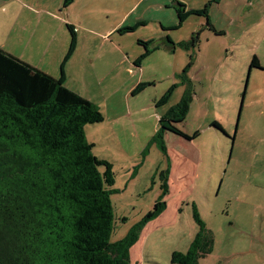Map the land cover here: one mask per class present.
I'll return each instance as SVG.
<instances>
[{"label": "rangeland", "instance_id": "obj_1", "mask_svg": "<svg viewBox=\"0 0 264 264\" xmlns=\"http://www.w3.org/2000/svg\"><path fill=\"white\" fill-rule=\"evenodd\" d=\"M13 1L29 14H32L29 6L34 11L44 9L54 12L55 18L40 13L45 21L41 27L56 32L57 40H62L63 44L68 42L66 52L70 44L66 27V23H71L68 10L73 17L78 9L87 7L92 1L99 4L94 9L99 13L94 22L79 20L75 23L74 19L76 54L74 50L68 60L74 59L70 70L76 79L73 86L99 104L106 95L108 111L127 116L122 121V140L113 137L115 143L108 135L111 121L109 118L105 120L107 115L103 107L100 111L104 120L87 124L85 131L87 140L94 144L93 153L97 157H106L114 172L115 180L109 187L115 218L111 242L123 238L130 227L152 208L162 183L158 172L170 171L171 168L174 171L176 179L172 178L170 189L167 185L164 200L167 204L179 195L183 198L174 210L168 205V210L164 212L165 224L160 223L157 217L146 223L130 251L131 264H178L171 262V253L185 252L199 230L193 219L192 205L205 224V239L208 242L207 254L198 258V264H264V240L261 242L258 239L260 228L264 235V190L255 185L248 200L235 187L247 172V164L243 162L253 161L255 166L264 163L263 117L259 114L264 112V0H253L254 4L251 5H248V0H224L220 8L216 4L221 0L211 2L207 13L208 24L205 17L190 15L181 27L171 30L170 34L175 39H186L192 33H197L198 43L190 50L192 57L182 47L175 49V54L152 51L141 60V65L136 66L133 61L128 66L122 63L113 72V80H104L103 70L104 67H111L112 60L118 59L114 45L124 47V59H131L132 50H141L138 56L144 51L138 40L156 37L159 32L153 23L144 27L139 24L127 33L118 32L119 27L127 25L120 26L115 22L118 17L122 18L128 7L126 2L131 4L134 0H73L67 7L63 6V0ZM189 1L202 8L209 0ZM235 1H240L238 9ZM177 7L176 3V6L165 10L174 15L178 23ZM244 12L245 20L242 18ZM260 16L262 19L258 20ZM30 18L36 19L33 16ZM131 20L132 16L127 23ZM8 25L0 18V29L4 28V35H7L5 30ZM87 26L97 33L115 26L112 30L115 33L111 38L108 33L101 38L93 34L92 38H87ZM219 28L226 35H221ZM45 49L50 55L54 54L50 46ZM254 56L260 68L249 70V62ZM192 59L198 63L194 70L199 71L206 64L208 70L204 74L209 79L221 78L222 81L209 85L206 81L201 82L199 74L191 82L196 96L190 103L185 120L176 126L189 136L195 132L197 134L187 139L173 132H165L163 142L166 152H162L153 140L160 124L152 113L156 110L159 114L163 113L179 100L184 87L177 88L181 85L180 78L173 74L175 71L180 74L189 62L192 63ZM79 64L84 72L78 71ZM141 72L151 81H137L134 87L142 84L143 88L132 94L133 87L129 91L130 99L126 101L124 95L131 84V77ZM174 83L176 87L168 101L157 105L155 99ZM116 88L118 92L115 94L113 91ZM109 94L112 95L111 100ZM154 102L158 108H155ZM213 120L222 123L223 132L210 127ZM171 217L175 220L168 224L167 218ZM248 219L250 225H244ZM247 227L249 231L245 230ZM246 238L252 242L241 243Z\"/></svg>", "mask_w": 264, "mask_h": 264}, {"label": "trees", "instance_id": "obj_2", "mask_svg": "<svg viewBox=\"0 0 264 264\" xmlns=\"http://www.w3.org/2000/svg\"><path fill=\"white\" fill-rule=\"evenodd\" d=\"M72 1L63 0V6ZM213 1L187 10L177 3L175 28L190 15L205 17L208 24ZM66 27L70 44L57 78L0 48V264H131L130 249L141 230L166 206L169 169L158 172L162 183L152 208L123 238L110 241L115 218L109 187L114 172L110 162L93 153L94 144L85 134V126L103 121L104 115L92 101L65 86L64 66L76 47L75 28ZM117 30L127 33L134 27ZM151 42L138 40L144 51L134 61L136 66L156 50L148 47ZM168 42L173 50L175 44ZM197 43V33H192L177 46L190 51ZM190 65L182 70V83ZM251 68H260L255 56ZM175 87L171 85L157 105L165 104ZM193 94L187 86L178 102L159 117L160 129L153 140L160 151L166 152L165 132L187 139L196 136L197 132L189 136L176 126L185 120ZM211 126L224 131L216 122ZM192 207L199 230L185 252L171 253L172 263L198 264V258L207 254L206 227Z\"/></svg>", "mask_w": 264, "mask_h": 264}, {"label": "crops", "instance_id": "obj_3", "mask_svg": "<svg viewBox=\"0 0 264 264\" xmlns=\"http://www.w3.org/2000/svg\"><path fill=\"white\" fill-rule=\"evenodd\" d=\"M180 1L181 0H134L131 4L126 2V5H128V7L123 12L122 18L121 19H119V17L117 18L115 24L118 23V25H120V26L127 25L125 27H128V26L135 27V26L141 24L142 27H144L150 23H153L155 26L158 27L159 32H158V34H156L157 35L156 37H151L148 39L144 38V39L152 41L148 45V47L149 48H150V46H152L153 48L157 47L156 50H154V51L164 52L167 54H171V53L175 54L176 53L175 49H177L179 47V46H177V43L180 40L182 41V39L186 40L188 38H186V39L185 38L175 39V36L173 38L172 34H170V33L172 32L171 30H173L175 28L177 21L175 20L174 15L170 14L169 12H166L165 8H168V7H171L174 5L176 6V3L184 4L185 10L196 9L199 7L197 5L192 4L189 0H184L183 2L182 1L180 2ZM223 1L224 0H221L220 2H218L216 4L217 8L218 7L220 8V5L222 4ZM248 1H249L248 5L254 4L253 0H248ZM25 3H27V2H25ZM72 3H73V1L71 2V4ZM235 3H236V6L235 5H233V6H235L238 9L240 6L239 5L240 1H235ZM71 4H69V5H71ZM225 4L230 5L227 3H225ZM19 5H20V3H19ZM98 6H99L98 3H96L95 1H92L91 3L88 4L87 7L83 8V9H78V12L73 17L71 15V13H69L70 10H68V19L71 21L72 24L71 23H66V24H70L75 28V25L73 24L74 19H75V23L79 22V20H82V21L87 22V23L94 22L97 18V14H99V13H96L94 11V9ZM28 8L32 14H29L26 11H22L23 9L18 8L16 3L13 0H0V16H1L0 18L3 19V22H5V24H7V23L9 24L5 30V33L7 35H4V28L0 29V48L4 49L6 52H8V53H10V54H12L18 58H20L21 60L29 63L30 65H32L38 69H41L42 71H44V72L50 74L51 76L57 78L60 75L61 63L63 60L64 53L66 52L68 42L63 44L62 40L61 41L57 40V37H56L57 33L56 32H49V31H46L45 28L41 27L42 25L45 24V21L43 19H41L42 16L40 13H45L46 15H48L52 18H55L56 15L54 14V12H52V11L48 12L44 9H36V11H34V10H32L31 6H29ZM71 12H72V10H71ZM242 15H243V17H242L243 20H245L247 18L245 15V12ZM32 16L35 17L36 19L30 18ZM130 16H132V20L127 23ZM209 18H210V15H209ZM260 19H262V16H260L258 18V20H260ZM87 27L89 29V31L87 33L88 34L87 38H92L91 34L98 35V37L101 38V36H105V34H107V33L109 34V38H111V36L115 33V31H112L115 26H113L112 28H110L108 30H104L103 32H99V33L93 32V30H91L89 28L90 26H87ZM214 28L216 29L215 26H214ZM75 30H76V28H75ZM218 31L221 35H226V32L222 28H219ZM224 32H225V34H224ZM147 40H143V41H147ZM168 40H170L173 44H175V47L173 50H171V45L169 44ZM47 46H50V48H51L50 50L53 51L54 54L50 55L48 53V50L45 49ZM114 46H115L114 51L117 53L118 59L112 60L110 63L111 67H109V68H105L104 65L102 66V67H104L103 71H105V72H103L104 80L105 79L113 80V72L119 66H121L122 63H127V66H128L129 62H131V61L134 62L136 60V58L138 57V55L141 53V50H139V49H137V52H134L132 50V52L130 53V55H132V58L130 59V58L126 57L127 60H125L124 59L125 55L122 52V49H124V47L122 46L123 48H121L118 44H116ZM74 54H76V50H75ZM190 55L192 57V54H190V51H189V56ZM197 59H198V57H197ZM73 62H74V59L71 58L70 60H68V62H66L65 66H64L65 86L68 87L69 89L77 92L78 94L83 95L85 98L89 99L90 101H92L94 104H96L99 107V109H102L101 107H103L104 111L106 112V115H107V119H105V120H108V118H109L110 119L109 121H111L110 126L108 127V132H110L108 135L110 137H112V139L114 137L119 141L122 140L121 139V135H122L121 131L123 129L122 128L123 122L127 117L126 114H120V113L119 114H116V113L111 114L108 111V105H107L108 99L106 98V95L102 99V104H99V102L93 100L88 95L83 94L82 90H79V88L73 86L74 85L73 82H74V80H76V79H74V77L70 73ZM139 64L141 65V61L139 62ZM196 64H198L197 60L193 61V59H192V63L190 65L189 69H186V71L184 73V78H185L184 83H182V80L180 79L181 85H179L177 87L178 89L183 88V87L185 89L187 86H190L192 88L191 82L195 81L199 74H201V76L199 78L201 80V82L206 81L207 84H209V85L211 83H213L214 81H222L221 78L216 79V78L211 77V79H209L208 76H206L204 74L206 69L208 70V68H207L208 66L206 64L205 65L203 64L200 67L199 71L194 70L197 66ZM78 71L84 72V69L81 66V64H79V66H78ZM181 73L179 74V71H175L173 75H174V77L178 76V78H180ZM137 81H141L142 83H146L147 81H151V80L148 77H144L143 72H141V74L135 75L134 77H131V84L128 88V91L124 95V98L126 99V101H128V99H130L129 91H132L135 88L134 86L137 83ZM174 82H177V81H174ZM117 89L118 88H116L113 91V93L116 94L118 92ZM184 89H183V91H184ZM164 92H163V94H164ZM179 96H180V94H179ZM195 96L196 95L193 94L192 100L195 98ZM111 98H112V95L109 94V100H111ZM157 100L155 99V101H157ZM154 106H155V108H158L155 105V102H154ZM142 108H146V107H142ZM168 108H166L164 110V112L160 113V114L158 112H156L157 110L152 113V115H155L156 121L159 119V117L162 114H164L166 112V110ZM259 114H260L261 118L263 117L262 124L264 127V112H259ZM213 122L218 123L223 129L224 126L222 125L221 122L216 121V120H213ZM209 125H211V124H209ZM210 127H213V126H210ZM86 128H87V126L85 127V131H86ZM247 128L249 129V127H247ZM244 133H245V131H244ZM113 141L115 143L114 139H113ZM99 158L107 160V158L104 156H100ZM243 163L247 164V172H246V175L238 182V184L235 185V187H237L238 190H241V195L243 197H245V199L249 200L252 197V193L254 191L255 185H258L259 188H262L264 190V163L256 164V166H255L253 161H247V162H243ZM175 166H178V165H175ZM172 178L176 179L174 176V171L171 168V170L169 171L168 180H167V184L169 186V189H170V185L173 182ZM182 198L183 197L181 195H179V196H177V198L169 200V202H167V204H166L165 209L157 216V220L160 223H164V220L166 219L164 212H166V210H168V205H170V207L174 210V209H176V207L178 206V203H180ZM238 199H241V197H238ZM239 201H241V200H239ZM256 202H258V201H256ZM251 206H253L252 203H251ZM255 206H257V205H255ZM167 220L169 221L168 224H170L175 220V218L171 217V218H167ZM250 223H251L250 219H248L247 223L244 225H250ZM245 230L249 231V228L247 227V228H245ZM259 230H260V232H259L260 238H258V239L261 242H263V240H264V235H263V231H262L263 229L260 228ZM249 238H250V235H249ZM249 238H246L247 240L246 239L241 240V243L252 242V240L251 239L249 240ZM132 247H131V249H132ZM131 249H130V251H131Z\"/></svg>", "mask_w": 264, "mask_h": 264}]
</instances>
